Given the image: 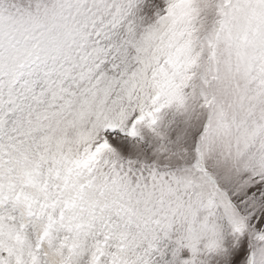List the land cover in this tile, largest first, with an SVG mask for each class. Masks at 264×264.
Here are the masks:
<instances>
[{
  "label": "snow or ice",
  "instance_id": "snow-or-ice-1",
  "mask_svg": "<svg viewBox=\"0 0 264 264\" xmlns=\"http://www.w3.org/2000/svg\"><path fill=\"white\" fill-rule=\"evenodd\" d=\"M0 264H264V0H0Z\"/></svg>",
  "mask_w": 264,
  "mask_h": 264
}]
</instances>
